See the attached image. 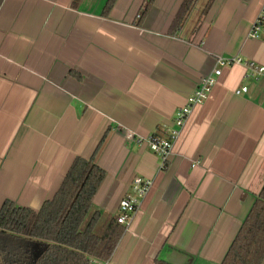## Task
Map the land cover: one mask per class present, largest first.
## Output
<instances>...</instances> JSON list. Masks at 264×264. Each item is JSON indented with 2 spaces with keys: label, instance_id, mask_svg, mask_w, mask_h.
<instances>
[{
  "label": "crops",
  "instance_id": "crops-1",
  "mask_svg": "<svg viewBox=\"0 0 264 264\" xmlns=\"http://www.w3.org/2000/svg\"><path fill=\"white\" fill-rule=\"evenodd\" d=\"M107 2L0 0V210L39 211L82 157L106 172L105 217L136 176L153 180L106 264H220L264 186V78L224 68L166 169L137 139L168 136L219 56L264 64V26L250 36L264 0H197L180 26L184 0L142 21L145 0Z\"/></svg>",
  "mask_w": 264,
  "mask_h": 264
},
{
  "label": "trees",
  "instance_id": "trees-1",
  "mask_svg": "<svg viewBox=\"0 0 264 264\" xmlns=\"http://www.w3.org/2000/svg\"><path fill=\"white\" fill-rule=\"evenodd\" d=\"M212 1V0H211ZM116 0H108V13ZM155 0H145L143 20ZM197 0H184L180 26ZM106 172L93 160L78 157L62 186L39 211L6 201L0 210V264H96L109 262L127 226L105 217L93 199ZM264 186L220 264H263ZM156 264H171L156 259Z\"/></svg>",
  "mask_w": 264,
  "mask_h": 264
},
{
  "label": "built area",
  "instance_id": "built-area-1",
  "mask_svg": "<svg viewBox=\"0 0 264 264\" xmlns=\"http://www.w3.org/2000/svg\"><path fill=\"white\" fill-rule=\"evenodd\" d=\"M264 26V5L252 24L250 36L259 38ZM217 67L214 73L205 77L197 89L188 97L186 105L181 107L177 112L173 125L167 130L168 136H161L153 133L148 137H139V143H147L150 149L160 158V168L166 169L168 160L173 154L175 145L181 136L182 130L192 113L193 109L205 103L209 98L213 88L217 84L219 77L223 73V69L233 65H243L246 68L247 77L254 79L264 78V64L258 63L252 59H245L239 55L219 56L217 58ZM248 86H242L235 90V94L240 95L248 92ZM129 137H134L132 133ZM153 180L141 176H136L131 184L130 191L121 199L119 206L118 222L126 226L129 225L133 215L137 213L142 201L151 191ZM96 264H106L93 260Z\"/></svg>",
  "mask_w": 264,
  "mask_h": 264
},
{
  "label": "rangeland",
  "instance_id": "rangeland-1",
  "mask_svg": "<svg viewBox=\"0 0 264 264\" xmlns=\"http://www.w3.org/2000/svg\"><path fill=\"white\" fill-rule=\"evenodd\" d=\"M207 2V0H199V6H203L205 3Z\"/></svg>",
  "mask_w": 264,
  "mask_h": 264
}]
</instances>
